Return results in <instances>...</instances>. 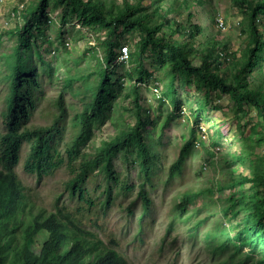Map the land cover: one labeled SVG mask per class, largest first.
Segmentation results:
<instances>
[{
    "label": "trees",
    "instance_id": "16d2710c",
    "mask_svg": "<svg viewBox=\"0 0 264 264\" xmlns=\"http://www.w3.org/2000/svg\"><path fill=\"white\" fill-rule=\"evenodd\" d=\"M144 1L36 0L25 5L21 25L9 32L16 42L5 75L8 91L3 132L0 133V264H134L121 250L112 230L102 226L107 222L98 220L100 215H107V209L121 191L111 185L103 187L94 170L99 169L107 178L118 182L114 178L113 160L120 153L135 152L145 179L139 183L135 198L141 205L136 239L142 243V233L150 228L148 217L154 209L150 191L160 164L153 143L148 141L151 136L146 128L162 132L171 120L181 118V103L176 99L174 85L176 79L184 87L192 84L197 90H205L204 103L194 113L198 130L200 112L205 110L212 93L228 96L240 109L244 104L253 108L258 121L251 126V133H256L258 128L264 129V0H232L241 15L240 35L243 37L236 51H229L227 42L215 38L221 26L211 0H161L151 6H144ZM166 2L170 4L164 8L162 5ZM56 7L61 9L62 21L73 15L82 28L105 32V38L98 42L103 49L102 63L92 72L97 76L94 95L83 111L73 117L70 124L75 136L70 143L65 142L69 106L63 95L55 100V111H49L51 122L48 125L31 124L35 111L47 97L35 68L28 66L25 58L30 55L32 40L43 35L46 24L51 21L48 10ZM193 8L204 14L207 30L201 27L199 12H192ZM172 13L177 14L178 19L170 17ZM211 29H217V34ZM119 34L137 35L138 38L135 51L128 54L126 61L127 64L136 62L138 67L126 72L127 94L132 95L135 123H120L116 134L95 149L93 158L82 159L81 148L91 141L95 126L110 119L118 95L126 89L121 77L111 79L121 49L119 43L113 42V37ZM201 37L206 40L200 41ZM23 50L29 51L28 55ZM145 55L155 57L158 68L168 69L170 78L163 93L155 88L157 100H163L161 93L171 101V109H166L164 118L154 113L152 116L141 114L144 109L139 103L137 87L151 77L143 67ZM35 56L42 71L46 65L50 73L53 71L40 53L36 52ZM71 83L68 81L67 87ZM112 123L118 125L114 118ZM187 128L192 135L194 128ZM220 135L217 131L215 137L220 138ZM256 139L258 145L264 146V134L259 133ZM242 145L241 151L229 155L231 162L226 167L239 166L247 174L241 173L227 186L233 190L232 199L223 212H230L231 218L243 213V224L234 240L257 251V264H264V151L248 161L252 152ZM212 146L213 150L220 149L215 140ZM194 147L191 139L184 141L168 168L166 180L162 181L164 187L173 178L183 176ZM24 149L27 152L20 164ZM226 159L223 162H227ZM19 166L38 184L68 168L65 197L60 193L50 204L38 198L34 188L20 178ZM218 189L223 192L226 188ZM200 195L203 193H183L176 204L179 214ZM134 203L127 207L130 217L135 212ZM91 225L99 230L92 229Z\"/></svg>",
    "mask_w": 264,
    "mask_h": 264
},
{
    "label": "rangeland",
    "instance_id": "374dc122",
    "mask_svg": "<svg viewBox=\"0 0 264 264\" xmlns=\"http://www.w3.org/2000/svg\"><path fill=\"white\" fill-rule=\"evenodd\" d=\"M27 1L26 7L36 0ZM160 2L161 0H145L143 4L151 6ZM211 2L217 11V20H222V27L215 38L227 42L229 51L238 50L243 39L240 35V13L232 0H211ZM17 4L13 0H0V133L3 132L5 98L8 91L5 75L16 42V38L9 32L21 25L20 18L23 12L18 9ZM168 4L170 3L166 2L162 6L165 8ZM191 11L199 12V23L207 30L204 14L196 8ZM47 13L51 21L46 24L43 35H37L32 40L30 55H28L29 51L23 50V53L28 55L25 61L29 63L28 66L35 68L37 79L43 83L47 97V100L35 111L31 124L48 125L51 122L49 111H55L54 102L59 95H63L64 101L69 106L65 142L70 143L75 136L70 123L73 122L76 114L83 111L94 95L97 76L92 72L102 63L103 49L98 42L105 38V32L82 28L73 15H68L62 21L59 7L52 8ZM170 17L178 19V15L174 13ZM211 30L213 34H217V29ZM204 37H201L200 41H205ZM137 40V35L130 37L119 34L113 37V42L119 43L120 47L127 46L128 54L135 51ZM36 52L51 65L53 70L51 73L47 69L48 65L45 66L44 71L37 65ZM120 63L121 60L118 59L111 79L116 80L121 77L126 89L118 95L110 119L98 123L91 141L81 148L82 159L93 158L95 149L116 134L118 126L121 127L120 123L127 125L135 123L132 95L127 94L129 83L126 72L135 71L138 67L135 66L136 62L123 63L124 65ZM143 67L151 77L146 78V82L140 83L137 87L139 103L144 109L141 114L152 116L154 113L164 118L166 109H171L170 98L160 93L164 101L162 102L161 99L157 100L159 98L157 93L150 90L156 88L158 92L163 93L170 78L167 74L168 69L158 68L156 58L152 55L143 56ZM68 81H72L70 87H67ZM174 85L177 91L176 99L181 103V118L171 120L162 132L158 129L150 131L146 128V132L148 134L150 132L151 136L148 141L153 143L160 164L158 176L152 182L153 189L150 191L154 202L151 217H148L150 228L142 233V243L136 239L137 218L140 216L141 205L135 198L139 183L145 179L140 173L135 152L120 153L113 160L114 178H117L118 182L107 178L99 169L94 170L103 187L111 185L121 191L112 206L107 209V215H100L98 220L107 222V225L102 224V226H108L112 230L118 238L121 250L134 264H257L258 252L251 250L249 245H239V241L234 240L236 233L242 227L243 213L231 218L230 212L224 214L223 209L229 207L232 199L230 194L233 190L227 186L241 173L247 174L242 167H226L231 162L229 155L237 154L243 149L242 144H244V149L252 152L247 160H254L264 151V146L258 145L256 139L259 133L264 134V129L258 128L256 133H251V126L258 121L253 108L244 104L240 109L228 96L212 93L205 110L200 112L199 126L206 130L204 132L206 134H201L194 123V113L204 103L205 90H197L192 84L184 87L178 79L174 81ZM113 118L118 125L112 123ZM187 127L194 128L192 135ZM217 131L221 134L220 138L215 137ZM188 138L195 142L192 158L187 162L183 176L180 179L173 178L164 187L162 181L166 180L168 168ZM214 140L220 145L219 150H213ZM26 152L27 149L22 151L20 164L23 163ZM224 159L227 162H223ZM17 171L20 178L34 188L38 198L47 204H50V201L60 193L65 197L64 182L69 179L68 168L58 171L40 184L35 182L34 177L24 174L22 166H19ZM218 187L226 189L219 192ZM185 192H200L203 195L194 198L188 209L183 214H179L176 204L181 201ZM132 202H135L133 205L135 212L130 217L127 207ZM91 227L99 230L97 226L91 225ZM227 238L230 240L226 241ZM223 246L224 248H221ZM237 246L240 248L238 249Z\"/></svg>",
    "mask_w": 264,
    "mask_h": 264
},
{
    "label": "built area",
    "instance_id": "2783aa9c",
    "mask_svg": "<svg viewBox=\"0 0 264 264\" xmlns=\"http://www.w3.org/2000/svg\"><path fill=\"white\" fill-rule=\"evenodd\" d=\"M13 1H16L18 4V9L20 11H22L26 5V3L28 2L27 0H13ZM218 23H219V26L222 27V20H217ZM128 48L127 47H121L120 49V56L118 59L121 60V63H126V61L128 60ZM154 92L153 93H156V89L153 90ZM200 133L201 134H206L204 133L206 130L203 129V128H200ZM204 137V136H203ZM199 145V143H197V146ZM218 150V149H217Z\"/></svg>",
    "mask_w": 264,
    "mask_h": 264
}]
</instances>
